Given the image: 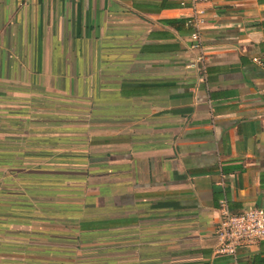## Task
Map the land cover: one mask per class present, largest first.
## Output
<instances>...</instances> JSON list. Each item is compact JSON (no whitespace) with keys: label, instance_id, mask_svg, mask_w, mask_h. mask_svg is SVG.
Returning <instances> with one entry per match:
<instances>
[{"label":"crops","instance_id":"crops-1","mask_svg":"<svg viewBox=\"0 0 264 264\" xmlns=\"http://www.w3.org/2000/svg\"><path fill=\"white\" fill-rule=\"evenodd\" d=\"M203 8L194 63L179 0H0V264H264L215 253L222 205L264 207V0Z\"/></svg>","mask_w":264,"mask_h":264},{"label":"built area","instance_id":"built-area-1","mask_svg":"<svg viewBox=\"0 0 264 264\" xmlns=\"http://www.w3.org/2000/svg\"><path fill=\"white\" fill-rule=\"evenodd\" d=\"M209 0H179L180 6L190 10L186 23L190 27L189 49L193 51L194 63H201L205 57L202 45V28L206 17L203 5ZM254 63L264 66L263 58L252 57ZM215 253L234 256L239 246L256 245L264 239V207L249 206L239 213L230 212L225 205L215 227Z\"/></svg>","mask_w":264,"mask_h":264},{"label":"rangeland","instance_id":"rangeland-1","mask_svg":"<svg viewBox=\"0 0 264 264\" xmlns=\"http://www.w3.org/2000/svg\"><path fill=\"white\" fill-rule=\"evenodd\" d=\"M11 130H12V135L7 134V135H5L6 137H11V136L12 137H16V136L19 135V132H20L19 129H14L13 128ZM7 131H9V130H7ZM1 136H3V135L1 134ZM11 143H14L15 144V143H17V141L13 140L12 142L8 143V145H6L4 143V138L0 139V146H1L2 149L5 148L6 146H8V147L11 148L12 145H14V144H11ZM18 157L19 156L14 157L12 159V164H10L11 167L13 168V175L11 176V179H13V183H14V192L12 193L13 194V198H12L13 200H12V205H11V216H12V219H13V223L11 224V230H12L13 233H17V232H21V231H25L26 230L25 224H20V222H18L19 220L21 221V219H29V221H30L31 219L34 218V215H32V213H30V211H32L31 208L30 209H26L24 207H21L20 189H19L20 185H19V183L21 182V178L22 179H25L26 177L25 176H22L24 174L21 173V167L24 166V163ZM28 162L31 165H35V162H33V161H28ZM47 167H49V166H46V168ZM34 169L36 170L37 168H34ZM46 173H47V171H46ZM39 178L46 180V183L49 186H51L52 183L56 187H57V185H59L57 183V181H55V179L54 180H51V179H53V177H51V176H48V175H46V176H39ZM35 179H36V177L30 176L29 183L30 184L33 183L35 181ZM49 179L52 182H50ZM0 183H2V178H0ZM54 185H52V186H54ZM31 194H32V192H30V195ZM53 196H54L55 199L62 198V195L55 194ZM3 197H4V195H1L0 196V198H3ZM33 197H35V195ZM4 198L9 199L11 197H9V195H7V197H4ZM46 200H50V197H46ZM27 212H28V214H26ZM7 214H10V213L7 212ZM0 215H4V212L0 213ZM29 226H30L29 229L31 231H36L37 230V224L36 223L33 224V225L30 224V225H28V227ZM42 227L45 228V231H59L61 229L63 230V228L59 224H57V225H55V224H45ZM78 262H83V261L81 260V261H78Z\"/></svg>","mask_w":264,"mask_h":264}]
</instances>
